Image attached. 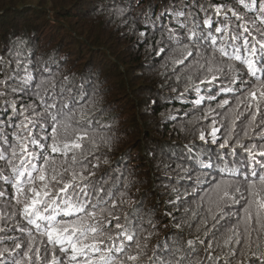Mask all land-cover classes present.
Wrapping results in <instances>:
<instances>
[{"label": "snow or ice", "instance_id": "snow-or-ice-1", "mask_svg": "<svg viewBox=\"0 0 264 264\" xmlns=\"http://www.w3.org/2000/svg\"><path fill=\"white\" fill-rule=\"evenodd\" d=\"M96 11L154 60L147 106L163 100L180 141L146 149L153 185L134 197L99 85L25 37L5 43L0 264H264V0Z\"/></svg>", "mask_w": 264, "mask_h": 264}, {"label": "trees", "instance_id": "trees-1", "mask_svg": "<svg viewBox=\"0 0 264 264\" xmlns=\"http://www.w3.org/2000/svg\"><path fill=\"white\" fill-rule=\"evenodd\" d=\"M29 1L30 0H0V47H2L5 43L12 41L16 36L20 35L21 33L26 35L27 32L30 31V35L28 36L27 39L30 41L32 46L36 49L38 55H42L45 58H47V56L49 55L58 54L60 59L67 60V64L64 65V67L61 69L62 71L75 74V75H79V73L85 72L86 74L90 75L93 81L99 85L100 95L102 97L103 95L106 96L110 88L108 89L106 85L104 84V81H101L100 71L95 70L92 72V68H88L87 70L86 67L93 66L91 65L93 64L91 63V61L93 60L94 55H97V53L93 51H95L97 47L104 46L105 44L107 45L106 42H108L109 39L108 38L102 39L99 36L97 37L94 35L93 32L95 31H92L91 27H90L91 28L90 30L89 28H86L88 25H84V26L81 25V27L83 26L81 29H83V31L85 32L87 36L88 40L87 39L86 40L89 41L90 43H88L86 40H83V39H81L80 42L74 39H71L73 42L72 44H76V45L75 46L72 45V47H70V46H67V44H65L64 40L62 39L57 41V38H58L57 33L60 34V32L62 31L70 33L71 29L69 27H66V25L62 22V21H66L67 19L73 18L79 21L81 20L83 21L87 19L86 18L87 14H91V16L93 17L105 16L104 14H107V12H104L103 14H101V12L96 11V9L98 8L102 9L103 4L110 2V0H103V3H101V0H97L94 3V5L90 7L91 9L90 12L88 8L83 9L84 10L83 15H80V13L77 11L78 8H80L81 6H84L83 0H39L40 2L39 8H41L39 10L29 8L31 6V4L28 3ZM46 8H49V9H46ZM42 9H44L45 11L44 12L41 11ZM137 11H140V10H137ZM58 24L63 25V26H61L56 32L53 31V28L56 25L60 26ZM92 27L100 31V29H98L97 26L95 27L92 26ZM86 43L89 45H87ZM82 44H84L85 46H81ZM91 44L92 46H94V48L91 46L93 51L90 48ZM84 48L88 49L87 50L88 56L86 57V59L82 58ZM62 49L64 50L66 49V53H64ZM77 49L79 52L77 51ZM74 51L75 53H73ZM104 54L105 53L103 52L102 53L103 56L107 55V53L105 55ZM69 57L71 58L70 61L72 65L75 64V66H78L79 62H82L83 60H85V62H88L87 66L80 72L75 71L68 65ZM131 60H135V59H131ZM153 63H154V60L150 58L149 56L147 57V60L141 61V64L144 67H150L153 65ZM124 79L126 80L125 77ZM139 91H140L139 94L142 95L141 99L144 100L146 105L150 98L159 100L162 90H161L158 76L157 75L155 76L151 86L148 87V89H139ZM164 94L167 95V93H164ZM114 98L115 96L113 95L110 97L109 100L108 99L104 100L102 98L103 106H105L106 103L109 105H112L111 99H114ZM151 107L155 108L153 112L154 116L156 115L158 116L159 113L165 111L163 100H160L159 103ZM168 107H171V105H168ZM112 108H113V110H111L112 113L108 112V114L105 116L104 119L112 123L114 127V131H116V129L119 126L120 116L122 119V114L119 113L118 111L119 110L123 111V108H121V106L120 107L118 106V109L116 106ZM143 108L145 109V106H142V109ZM141 113H142L141 114L142 118H146V117L148 118L150 116H153V113H144L142 110H141ZM130 116H133V115H130ZM135 121L136 120H134V122ZM145 123H147V121ZM136 126L137 124L134 127L135 133H140V131L138 130V127ZM140 128L141 130L143 129L142 126ZM145 128L142 130L141 134L142 135L146 134V138H144L146 143H150L152 145H156L158 143H166L163 141H159L160 139H164L166 135L168 134V131L164 130L163 124L157 122L156 127L154 126V124L149 125V132H148V129H145ZM132 133H134V130L132 131ZM152 133H155V135H151ZM115 134H116L115 138H117V140L114 139L113 151L110 154V158L112 162L115 163L116 161L120 160L122 157L126 162H129V158H131L128 164V170H127L128 172H131L130 167L133 165L137 166L140 164L141 165L147 164V168L146 166H143L142 173L138 174L140 181H138L135 178V176L133 175L131 176V179L135 183V186L131 189V191L134 192L135 190H137V187H139L143 189L145 188L149 192L152 189L153 179L152 177H149L150 169L148 168L150 167H149V158L146 155V149H150L151 147L145 146L144 147L145 151L139 150L137 152L135 151V149L138 147L137 145L136 147H134V149L129 150V149L123 148L117 152L118 147L116 148V145L119 144V142L121 141V137H125V134L121 133V127L118 132L117 131L115 132ZM158 134L160 135L158 136ZM132 142L133 141L130 140L128 141V143L122 145L121 147L123 146L127 147ZM144 161H146V163ZM120 167L123 168L124 164H120ZM147 200L155 201V196L151 195L149 196Z\"/></svg>", "mask_w": 264, "mask_h": 264}, {"label": "rangeland", "instance_id": "rangeland-1", "mask_svg": "<svg viewBox=\"0 0 264 264\" xmlns=\"http://www.w3.org/2000/svg\"><path fill=\"white\" fill-rule=\"evenodd\" d=\"M96 1L97 0H83L84 6H81L80 8H78L77 11L80 13V15H83L84 14L83 9L88 8L90 12L91 11L90 7H92ZM28 3L31 4V6L29 7L31 9H37V10L41 9L39 8L40 7L39 0H30ZM46 9H49V8H46ZM41 11L44 12L45 10L42 9ZM104 15L105 16H102V17H93L91 16V14H87V17H86L87 19L83 21L82 20L79 21L73 18L67 19L66 21H62L66 25V27H69L71 29V31L70 33L64 32V31L60 32V34L57 33L58 35L57 41L62 39L64 40L65 44H67V46L72 47V45L75 46L76 44H72L73 42L71 39H74L79 42L81 41V39L86 40L87 36L85 32L83 31V29H81L84 25H88L86 28H89L90 30L92 28V31H95L93 32L95 36L97 37L99 36L102 39H106V38L109 39L108 42H106L107 45L105 44L104 46L97 47L95 51H93L92 49V47L94 48V46H92V44L90 45V48L92 49V51L97 53V55H94V58L91 61V63H93L91 64L93 65L92 67L91 66L88 67L87 66L88 62H85V60H83L82 62H79L78 66H75V64L72 65L70 61L71 59L70 57H69L68 65L73 70L79 71V72L83 70L86 66H87L86 67L87 70L88 68H92V72L95 70H99L100 75H101L100 77L101 81H104V84L106 85L108 89L110 88L107 95L106 96L103 95L102 98L104 100H107V99L109 100L112 95L115 96L114 99H111L112 105H109L106 103L104 107L108 108L110 113H112L111 110H113L112 107L114 106H116L117 109H118V106L119 107L121 106V108H123V111H120V110L118 111L119 113L122 114V119H121V116L120 118L118 116L119 126L116 129V131L118 132L121 127V133H124L125 137H121V141L119 142V144L116 145V148L118 147L117 152L123 148L129 149V150L134 149V147H136L137 145L138 147L135 149V151L137 152L139 150L145 151L144 149L145 146L152 148L155 145L146 143L144 139L146 138V134L142 135L141 132L145 127H146L145 129H148V132H149V125L154 124V126L156 127L157 122L159 123L161 120V116H160V113L158 116L157 115L154 116L153 112L155 108H152V107L149 108L145 104L144 100L141 99L142 95L139 94L140 93L139 89H148V87L151 86L153 79L155 78L157 74H156L155 69L153 68V65L150 67L142 66L141 61L147 60V57H148V55L145 53V50L143 48L142 49L137 48L135 46L134 40L130 37L123 36L121 32L117 30L116 24L108 23L109 16L107 14H104ZM81 25L83 26L81 27ZM61 26L63 25H60V26L56 25L53 28V31L56 32ZM92 26L94 27L97 26V28L100 29V31H98L96 28H93ZM29 35H30V31L27 32L26 35L21 33L18 36H22L27 39ZM87 42L90 43L89 41ZM81 46H85V45L82 44ZM87 50H88L87 48L83 49L84 52H83L82 58L84 59H86V57L88 56ZM62 51L66 53V49L65 50L62 49ZM103 52L105 54L107 53V55L104 54L105 56H103L102 55ZM73 53H75V51ZM98 53L101 56H99ZM131 59H135V60H131ZM124 77L126 78V80L124 79ZM142 106H145V109L144 108L142 109ZM141 110L144 113H153V116H150L148 118L147 117L142 118ZM130 115H133V116H130ZM134 120L136 121L134 122ZM146 121L148 125L147 123H145ZM136 124H137L136 127H138V130L140 131V133H135L134 127ZM141 126L143 127L142 130L140 128ZM163 126H164V130L168 131V134L166 135L164 139H160L159 141H163V142H169V141L179 142L180 141V136L176 132L173 131V127L170 124L167 126L163 124ZM133 130H134V133H132ZM151 135H155V133H152ZM159 135L160 134H158V136ZM115 139L117 140V138ZM130 140H132L133 142L129 146L121 147L122 145L128 143V141ZM144 162L146 163V161ZM143 166H146L147 168V164H143V165L140 164L137 166L133 165L130 167L132 175L135 176V178L138 181H140L138 174L142 173ZM149 177H152L151 169H150ZM146 192H148L147 189L137 187V190L132 192V194L133 196L138 198L141 196V194L146 193ZM146 203L147 205H152L153 203H155V201L147 200Z\"/></svg>", "mask_w": 264, "mask_h": 264}]
</instances>
